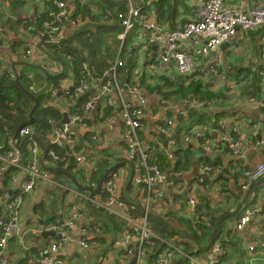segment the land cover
Instances as JSON below:
<instances>
[{
  "label": "crops",
  "instance_id": "crops-1",
  "mask_svg": "<svg viewBox=\"0 0 264 264\" xmlns=\"http://www.w3.org/2000/svg\"><path fill=\"white\" fill-rule=\"evenodd\" d=\"M51 1L0 0V81L6 77L17 79L22 74H27L28 78L35 76L33 85L35 88L36 86L41 88L45 79V74L42 71L43 67H46L47 73H51L56 79L59 78L58 91L61 90L63 95L58 96L55 93L53 101L61 107L62 111L66 112L68 107L64 108L62 105L68 101L65 97L68 92H72L71 87H74L75 84L71 78L66 79V76L67 74L71 76L73 72L69 67H66V74L63 75L64 66L60 65L61 61L51 55L46 57L38 23L42 14L49 8ZM64 1L71 9L73 16L80 19L82 26H86V24L94 25L102 22H109L110 25H113L115 20L113 17H109L112 13L111 10L127 12L130 5L136 6L139 0H123L120 6L114 4L118 0H111L113 4L106 13L103 9L107 6V2L104 0ZM202 2L203 0H152V3L145 4L144 10L147 17L156 22L161 32L164 33L171 32L195 19L196 6ZM262 5H264V0H224V6L231 10L248 11L253 6ZM118 21L115 26L111 27L113 32L103 34L106 42L102 45L95 43L93 47V50L96 51V59L99 61L95 62L89 57L88 50L84 52L89 66L102 74L114 67L119 60L125 62V67L132 64L134 68L130 78L126 77L124 71L119 70L124 66L117 69L119 82L124 86L131 85V80L143 72L148 75L155 73L162 75L167 71H173L174 63L160 62V46L151 41L149 33L143 35V29L137 28L134 39H129L128 36L126 41L122 42L119 35L123 31V27ZM120 26L122 29L117 32V36L115 31ZM77 28L71 21H67L63 30L65 38L73 37ZM93 31L91 28L92 37L94 36ZM114 40H118L120 44L114 45ZM126 42H130V44L124 46L123 44ZM263 50L264 29L248 33L240 30L238 35L229 41L227 47H220L208 57L199 59V65L205 66L207 71L205 80L207 79L212 85L213 91L225 89L224 93L227 98L215 103L211 102L205 106L194 108L191 105L193 98H181L179 95L176 99L162 103L163 98L159 93L140 88L146 98L147 115L144 127L139 130V137L144 145L155 146L150 164L163 166L162 171L168 177V185L153 188L146 183L137 184L134 182L136 175L133 165L127 159L128 144L118 113L116 115V113L106 114L104 112V118L103 112L95 111L89 120L88 128L79 126L76 129V141H82L85 135L88 145L83 143L80 147H74V151L78 155H84L85 158L81 162H74L72 168L68 166V171L79 184L89 187L87 186L88 182L94 179V170L101 163L103 164L102 176H104L107 168L124 162V165H120L111 175L109 174L110 177L113 173L116 174L115 198L130 207L135 216H141L149 204L150 214L153 215L151 222L156 233L167 240L181 241L183 244L189 243L186 245L193 248V252L203 245H197L190 237L194 229L193 214L185 194L187 190L193 188L194 194L198 198V212L204 216V220L200 222L207 221V224L210 225L212 219L219 223L220 217L226 214L228 217L223 226L228 231L225 234H229V227L234 229L236 220L241 213L243 200L246 197L241 188L243 169L253 167L264 159V149L252 148V144L264 137V106L253 105L248 100L250 97H256L264 102V99L261 94H245L247 92L246 85L249 84V91L256 83L261 85V80L259 83L257 75L259 70L264 69ZM183 51L193 53V48L190 45L183 46ZM216 60H219L220 65L217 67V73L214 74L210 67ZM99 63L103 66L100 67ZM135 86L139 88V84ZM113 98L117 99L116 95ZM128 98L126 99L128 100ZM130 101L137 100L131 98ZM195 110L197 113H193ZM199 119L205 121L201 122ZM169 120L173 121V125L169 126V129L172 137L175 138L174 144L170 143L172 138L163 134L158 128L160 123L167 125ZM220 121L226 123V131L237 127L238 130L234 133V137L242 138L246 144L244 156L237 161L232 160L229 150L211 156L204 148V144L219 140L222 131L219 128ZM60 123L62 122H58V124ZM203 126H209L205 137L196 134L199 130H203ZM196 127L198 129L194 131ZM160 155L165 158L164 161L155 160L156 157L159 159ZM171 155L182 156L183 161L178 167L174 166L178 159L175 156L174 159L170 158ZM184 156H188L187 163L184 161ZM93 161L96 162L95 166L88 168ZM205 166L215 168V170L206 172L203 175V182H199L200 169ZM136 173H146V171L141 168ZM220 174L221 177H219ZM50 176L58 185L46 179L41 180L36 189L25 196L24 212L20 219L19 229L10 239V251L6 250L4 254L9 262L11 264L28 263L35 259L40 251L50 247L51 243L62 240V252L59 251V253L65 264H131L132 259L128 256L123 257L119 263L118 253L111 246L113 240L130 233L131 228L125 223V220L122 217L114 216L115 224L108 227L104 223V221L109 222L108 218L99 215V212H93V208L87 209L79 199H75V203L85 209V212L82 218L75 220V223L68 224L70 220L67 219V214L71 215L72 213L71 209L64 205V200H74L75 193L71 190L72 193H70L68 190V187L71 186V179L67 175V177H62L55 171H50ZM102 176L100 178L98 176L96 179H99L100 182ZM109 176L107 177L110 178ZM97 186L93 189H96ZM260 187L264 192V182L260 184ZM75 189L81 192L85 191L90 196H98L80 187L75 186ZM4 190L0 188V196ZM157 192L164 194L157 196ZM228 192L229 196H226ZM109 197L107 195L105 199H109ZM258 204L264 208V196ZM53 213L55 215H52ZM234 213L238 214L235 218L232 217ZM4 217L0 199V220L5 219ZM64 221L67 227H63V236L56 232L55 235L44 234L54 231L55 226L59 224L57 222ZM98 228L100 232H97ZM231 237L235 239L233 242L218 241L221 248L222 244L225 247L224 253H227L228 247H231L234 253L222 256L221 259L225 257L224 261L227 264H248L249 252L247 248L251 244L264 242V227L260 225V222L256 225L252 223L241 233H232ZM84 240L88 242L87 247L81 245V241ZM214 242H205L207 244L204 247L209 249ZM204 249L199 252L206 253L207 250L203 251ZM179 259V257L176 258V263L180 261Z\"/></svg>",
  "mask_w": 264,
  "mask_h": 264
},
{
  "label": "built area",
  "instance_id": "built-area-1",
  "mask_svg": "<svg viewBox=\"0 0 264 264\" xmlns=\"http://www.w3.org/2000/svg\"><path fill=\"white\" fill-rule=\"evenodd\" d=\"M147 2L152 3V0H139L136 6L130 5L127 12H116V18L123 27L119 37L122 42H125L130 32L136 28L143 29V35L149 33L151 41L160 46V62L174 63L173 71L165 72L168 75L187 76L195 71H201L206 76V68L199 65V59L206 58L217 51L225 42L236 37L240 30H253L264 25V5L253 6L248 11H241L226 8L224 0H203L201 4L196 6L195 19L171 32L162 33L158 24L147 17L144 10ZM45 12L48 13V22H46L45 30H41V33L46 43L57 45L63 43L65 39L63 30L67 21H71L76 27L82 26L80 19L73 16L71 9L64 0H52L51 7L47 8ZM187 45L193 48V53L183 51V46ZM218 61L216 60L210 67L214 74L217 73V67L220 65ZM87 64V62L82 64L86 74L80 79H77L73 73L74 89L67 93V97L69 96L67 100H70V105L74 109L73 111H66L67 121L57 124L55 130L50 134L48 144L51 146L45 149V145L34 138L35 129L27 126L21 129L22 136H31L27 144L21 146L19 145L20 142L16 140L15 145L6 154L0 152V188L6 189L0 196L4 218L6 219L5 222L0 220V256L4 257L1 264H11L4 254L8 240L19 229L20 219L24 212L25 196L33 192L41 180L46 179L58 185L50 176L48 168L51 165L60 163L57 166H61L63 163L68 169V166L70 168L74 166V162H81L85 158L84 155H78L74 151V147H80L83 143L88 145L85 135L82 141H76V129L79 126L88 128L89 120L95 111L103 112V117L106 111L116 113V115L118 113V117L124 126V135L128 144L127 159L131 161L136 175L134 182L137 184L146 183L153 188L168 185V177L162 169L158 165L150 164L155 146L144 145L139 137V130L144 127L147 115L146 98L141 93L140 88L132 83L124 86L117 77V69L124 66L125 62L119 60L114 67L104 71L100 76H97L96 70ZM258 73L261 77L260 94L264 99V69L259 70ZM114 95L117 99L113 98ZM83 97L86 98V101L84 103L79 102V99ZM127 97H129L128 100ZM131 98H135L137 101L132 102L130 101ZM162 98V103L167 102L166 98ZM248 100L253 105L264 106V102L256 97H250ZM206 104L208 103L197 98L191 99V105L194 108ZM171 125H173V121L169 120L167 125L160 123L158 128L163 134L172 138L170 143L174 144L175 138L172 137L169 129ZM225 125V122H219V128L222 130L219 140L204 144V148L211 156L229 150L232 160L237 161L244 156L246 144L242 138L234 137V133L238 130L237 127L226 131ZM207 127L209 126H203V130H199L196 134L205 137ZM197 129L196 127L194 131ZM57 147L62 150L57 152ZM252 148L264 149V137L252 144ZM173 157L174 155L170 158ZM95 164L96 162L93 161L88 168H93ZM141 168H144L146 173L137 174L136 171ZM214 170L215 168L212 169L209 166L200 169L201 176L198 181L203 182V175ZM115 177L116 174L113 173L108 178L111 180H106L98 196H90L85 191L81 192L75 189L76 185L71 181L68 190L70 193H75L73 195L74 200H64V205L70 208L72 213L71 215L67 214V219L70 220L68 224L75 223V220L84 215L85 209L75 203V199H79L84 206H86L85 203H92L90 208H99L114 216L122 217L125 223L130 226L129 234L112 241L111 246L118 253L119 263L123 257L128 256L132 259L131 264H180L182 258L186 262L188 261V264H223V259L219 257L221 247L218 241H215L209 249H204L203 251L207 250L206 253H198L189 251L185 243L183 244L181 241L167 240L165 237L159 236L151 222L152 214H150L149 204L141 216H135L130 207L115 198ZM263 179L264 159L253 167L243 169L241 188L246 197L241 206L240 216L234 226L235 232L241 233L252 223L256 225L260 222V225L264 227V208L258 204L264 196L260 187ZM9 184L11 185L8 186ZM97 184L98 182L90 180L87 186L95 188ZM163 194L157 192V196H163ZM185 194L193 218L198 221L204 220L203 214L198 212V198L194 194V189L187 190ZM105 195H109V199H104ZM57 223L59 224L55 226L56 230H53L63 236V227H67L66 222ZM97 232H100L99 228ZM155 239L164 244L163 249L158 250L156 248ZM50 245L47 249L40 251L39 255L29 261L28 264H65L59 253V251L62 252V240H56ZM81 245L87 247V240L81 241ZM247 249L249 252L248 264H264V242L251 244ZM178 257L180 261L176 263Z\"/></svg>",
  "mask_w": 264,
  "mask_h": 264
},
{
  "label": "trees",
  "instance_id": "trees-1",
  "mask_svg": "<svg viewBox=\"0 0 264 264\" xmlns=\"http://www.w3.org/2000/svg\"><path fill=\"white\" fill-rule=\"evenodd\" d=\"M107 3V6L104 7V13L108 10L110 6H112L113 3H111V0H104ZM123 0H118L115 5H122ZM51 7V2L50 6ZM112 13L110 14V17H113L115 20L113 25H110L109 22L107 23H99V24H86V26L78 27L75 35L71 38H65L63 43L61 45H57L54 43H46L43 39V49L46 51V54L49 56L51 55L53 58L59 59L65 67H69L71 71L74 73V76L77 79H80L83 75L86 74L84 72V69L82 68V64L84 62H89L87 59V56L84 54L86 50H88V55L91 57L95 62L99 61L96 59V51L93 50V47L95 46V43H100V45L104 44L106 42V38L103 37L104 33H111L113 32L111 30V27L116 25L117 18H116V11L111 10ZM103 16V14H102ZM48 20V13L44 12L41 16V18L38 20L39 28L40 30H45V24ZM108 21V20H107ZM91 28L93 31V28H95V31H93V35H97V37H92L91 34ZM122 29V27H117L115 33L119 32ZM260 29H264V25L259 26L257 29L248 30L245 32H255ZM98 33V34H97ZM114 39V36H113ZM95 41V42H94ZM118 44L120 42L118 40H114ZM130 44V42H126L125 45ZM42 45V43H41ZM64 47L63 49H61ZM67 51L68 54L73 56V59L69 57V61H67L63 57V52ZM101 57V56H100ZM100 67L103 65L99 63ZM123 67V66H121ZM134 66L132 64L129 65V67L120 68V71H124L126 73V77H131V72L133 71ZM97 76L102 75L101 73L96 71ZM259 77V83L261 80L260 75H257ZM206 76L201 71H195L194 73L182 76L180 74H152L148 75L145 72L140 73V75L137 76V78H134L131 80L130 83L137 85L139 84V88L148 90L150 92H156L159 93L162 97L166 98L167 101L170 99H176L177 95H179L181 98H197L199 100L205 101L207 103L211 102H218L219 100L227 98L224 93V88L219 89L218 91H213L212 85L208 82L206 79ZM59 79V78H58ZM52 75L51 73L47 74L45 77V83L41 86L39 91L35 90L33 92L32 90H29L31 82L27 76V74H22L17 79H11L9 77H6L0 81V152L2 154H6L9 150L12 149V147L15 145V141L18 140L20 143L19 145L24 146L27 144L28 140L31 136L21 135V129L27 126H31L35 129L34 138H36L40 143L45 145V149L49 148L51 145H49L50 141V134L55 130L57 127L56 125L58 122L61 121L63 118L64 111L61 110V107L57 106L54 101H52V98L54 96V89H57V86L59 84V81ZM129 81V80H128ZM55 83V84H54ZM255 84V83H254ZM253 89L249 91V84L245 86V89L247 92L245 94L248 95H258L260 94V85L256 83V85H253ZM64 98V97H63ZM61 98V99H63ZM66 98V97H65ZM86 101V98L79 99V102L84 103ZM64 108L68 107L66 111H73L74 107L70 105V101H66L63 105ZM36 107L33 115L35 117L34 122H30V114ZM109 109V108H107ZM110 110V109H109ZM108 114L109 111H106ZM193 113H197L195 110ZM202 121V119H199ZM184 122V120H182ZM60 126V125H59ZM58 126V127H59ZM32 136V137H33ZM18 145V143H17ZM47 146V147H46ZM62 150L61 148L57 147L56 151L60 152ZM175 156V155H174ZM46 157V156H45ZM176 159H178V162L175 167H178L179 164L183 161L181 155L175 156ZM174 157V158H175ZM173 158V159H174ZM186 163L188 161V156H184ZM160 159V160H159ZM159 159L156 157V161H164L165 158H163L162 155L159 156ZM131 162V161H129ZM59 164H53L48 169L52 172H56L58 175H62L67 177L66 174L56 170L55 167H57ZM169 165V164H168ZM160 169H164L162 165H159ZM12 170V168H10ZM103 173V164L101 163L99 167H97L94 170V181H98L99 179H96V177L99 176V178L102 176ZM222 175L220 174L219 177ZM264 182H261V184ZM264 189V187H263ZM106 196V195H105ZM104 196V199H105ZM226 196H229V192ZM225 196V197H226ZM228 203V202H226ZM90 204L85 203L87 209L90 208ZM99 212V215H103L106 218L109 219V222L104 221V223L111 227L115 224L114 215L110 214L107 211L97 209L94 207L93 212ZM89 212V211H88ZM52 215H55L53 213ZM153 215H151L152 218ZM236 213L232 214V217H236ZM228 216L225 214L224 216L220 217L219 223L217 224L215 220L211 219V224L208 225L206 221L200 222L193 218V229L191 238L196 242L197 245H203L196 248V252L200 253L202 249H206L204 247L205 244L209 242L214 241H225V242H233L235 239H232L231 234H235V230L229 227L230 232L229 234H225V232H228L225 230V227L223 226L225 223V220ZM230 219V218H229ZM228 229V230H229ZM10 242L11 240H8L6 250L10 251ZM207 242V243H205ZM112 243V242H111ZM185 243L186 248L193 252V248L190 246L188 247ZM155 246L156 248L163 249L164 244L158 240L155 239ZM202 247V248H201ZM208 248V247H207ZM224 246L222 244L221 252L219 253V257L222 258V256H229L233 255L232 248H227V253H224ZM192 249V250H191ZM227 254V255H226ZM4 259L3 256H0V264L1 261ZM225 257L222 260L223 264H227V262H224ZM182 262L180 264H188V261L186 262L183 258L181 260ZM21 264H28L27 262H22Z\"/></svg>",
  "mask_w": 264,
  "mask_h": 264
},
{
  "label": "water",
  "instance_id": "water-1",
  "mask_svg": "<svg viewBox=\"0 0 264 264\" xmlns=\"http://www.w3.org/2000/svg\"><path fill=\"white\" fill-rule=\"evenodd\" d=\"M228 45H229V41L225 42L221 47L224 48V47H227ZM71 89L73 90L74 87H71ZM57 95L58 96L63 95V92L61 90H59ZM35 109H36V107L34 108V110L30 114V122H34L35 121V117L33 115ZM64 121H67V112H64V114H63V119L61 120V122H64ZM120 165H124V162L118 163V164H116L115 166H113L111 168H107L104 176H102V178H101V180L99 182V185L97 186L96 189H93V188H90V187H86V186H83V185L79 184L77 182V180L75 179V177L68 171L67 168H63V167H55V168H56V170L66 174L71 179L72 183L75 184L77 187H80L83 190L90 191L92 194L98 195L102 191L103 184L105 183L106 179L108 178L107 176H109V174L111 175V173L116 168H118ZM5 221H6V219H3V222H5ZM44 234L45 235H48V234L55 235L56 233L54 231H52V232L50 231V232H45Z\"/></svg>",
  "mask_w": 264,
  "mask_h": 264
},
{
  "label": "rangeland",
  "instance_id": "rangeland-1",
  "mask_svg": "<svg viewBox=\"0 0 264 264\" xmlns=\"http://www.w3.org/2000/svg\"><path fill=\"white\" fill-rule=\"evenodd\" d=\"M136 30H137V28L134 29V30H132V31L130 32V34H129V39H134V38H135L134 33H135ZM97 34H98V33H97ZM117 36H118V33H117ZM94 37H97V35H94ZM113 43H114V45L118 46V43H117L116 41L113 42ZM47 56H49V55L46 54V57H47ZM63 57H64L67 61L70 60L69 57L73 59V56L70 55V54H68V52H67L66 50L63 52ZM60 65H63V66H64V64H63L62 62H60ZM45 68H46V67H43V71H42V72L45 74V77H46V75L49 74V72L47 73L46 70H45ZM61 71H62V70H61ZM62 74H63V75L66 74V67H65V66H64V69H63ZM66 77H67L66 79L71 78L72 81L74 80V79H73V74H71V76H70V74H67ZM34 79H35V76H34V78H29V80H30V82H31L32 85H30V88H28L29 90H32L33 92H35V90L39 91V89H37V88H39V87L36 86V88H35L34 85H33V84H34ZM45 81H46V80L44 79L43 83H45ZM56 81L58 82L59 79L56 80ZM54 84H55V83H54ZM59 87H60V86H59V84H58L57 89H54V90H53L54 94L59 92V91H58ZM66 98L69 99V96L66 97ZM52 101H53V98H52ZM57 167L67 168V167L65 166V164H63V163L61 164V166H57ZM117 222L121 223L119 220H117Z\"/></svg>",
  "mask_w": 264,
  "mask_h": 264
}]
</instances>
